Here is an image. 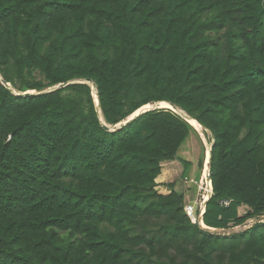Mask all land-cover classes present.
I'll list each match as a JSON object with an SVG mask.
<instances>
[{"label": "trees", "instance_id": "obj_1", "mask_svg": "<svg viewBox=\"0 0 264 264\" xmlns=\"http://www.w3.org/2000/svg\"><path fill=\"white\" fill-rule=\"evenodd\" d=\"M0 74V264H264V222L212 234L158 192L191 123L104 125L174 104L214 141L205 225L264 215V0H0Z\"/></svg>", "mask_w": 264, "mask_h": 264}, {"label": "rangeland", "instance_id": "obj_2", "mask_svg": "<svg viewBox=\"0 0 264 264\" xmlns=\"http://www.w3.org/2000/svg\"><path fill=\"white\" fill-rule=\"evenodd\" d=\"M158 107L157 103L150 104L149 108ZM212 137L210 131L204 129L202 133L198 131V134H193L190 139L186 141V143L180 148L178 155L181 158L190 162L192 167H190L189 180L184 178L185 168L186 165L180 159L176 160H167V161H174L170 163H161L162 171L161 174L157 177V182L160 183L157 187L159 193L168 194L171 192L170 187L162 185V184H174V188L179 192H187L185 193V201L186 204L189 202H193L194 200H201L203 197L202 188H204V183L206 182V171H205V159L206 153L208 148L212 146L213 142H210L209 139ZM203 160V168H200V161ZM192 168V170H191ZM197 170H201L200 179L197 180L195 175L197 174ZM208 174V173H207ZM205 179V181H204ZM197 185V194L195 195L194 192H191V186ZM249 210L247 205H242L239 208L240 215H244ZM253 219V218H252ZM238 229L245 230L247 227H237Z\"/></svg>", "mask_w": 264, "mask_h": 264}, {"label": "water", "instance_id": "obj_3", "mask_svg": "<svg viewBox=\"0 0 264 264\" xmlns=\"http://www.w3.org/2000/svg\"><path fill=\"white\" fill-rule=\"evenodd\" d=\"M0 80H1L4 84H6L9 88L12 89L10 83L6 82V81L1 77V74H0ZM79 81H80V82H85V83L90 84V85L92 86V88H93V91H94V92L96 91V96H97V98H98L97 104H98V108H99V114H101L100 99H99V96H98L97 85H96L94 82H92L91 79H87V80H79ZM71 82H76V81H71ZM69 83H70V82H69ZM67 84H68V83L60 84V85L55 86V87H52V88H50V89H48V90H55V89H58V88H60V87H62V86H66ZM48 90H47V91H48ZM36 93H37L36 91H28V92L23 93V95H33V94H36ZM94 94H95V93H94ZM94 96H95V95H94ZM169 104L172 105L173 107L177 108V106H175L174 104H172V103H169ZM157 106H158V107H155L154 109H156V108H164L163 106H161V102H157ZM175 108H174V109L171 108V109H172L173 111H175L176 113L180 114V115H181L184 119H186L189 123H191L190 119H194V118H192L191 116H189L187 113L182 114V113L177 112V111L175 110ZM151 109H153V108H149V107H147V108H142V109H141L140 111H138L135 115L128 117L127 120H125V121H123V122H121V123L115 125L114 127H111V126H109V125H107V124H104V125H105V128H106L107 130H112V131L117 130L118 128H121V127H123L124 125L130 123L133 119H135V118H136L137 116H139L141 113L146 112V111L151 110ZM191 124H192V123H191ZM200 124H201V123H200ZM192 125H193V124H192ZM201 125H202V124H201ZM202 127H203L204 129H206L203 125H202ZM206 130H207V129H206ZM197 131H198V130H197ZM213 143H214V141H213ZM213 143H212V145H213ZM211 150H212V146H211V148H210V152H211ZM210 161H211V158H210ZM209 175H210V178H212V170H211V168L209 169ZM261 222H264V215H258V216H256V217H254L253 219H249V220H247L246 222H244L243 224H241V225H239V226H237V227L242 228V227H245V226H246V227H247L246 229H249V228L253 227L255 224H258V223H261ZM198 225H199L201 228L205 229L206 231H208V232H210V233H212V234H217V235H231V234L240 233V232L244 231V230H242V229H238V228H236V227H231V228H208V227H203V226H201V224H200V220H198ZM246 229H245V230H246Z\"/></svg>", "mask_w": 264, "mask_h": 264}, {"label": "built area", "instance_id": "obj_4", "mask_svg": "<svg viewBox=\"0 0 264 264\" xmlns=\"http://www.w3.org/2000/svg\"><path fill=\"white\" fill-rule=\"evenodd\" d=\"M207 173L208 174H206L205 176L206 182L204 183V188H202L205 193H203V197L201 198V200L197 199L185 205V211L187 215L192 220V222L196 224H198V220L200 218L203 220V215L205 214V211H206L207 201L214 194L212 178H210L209 172ZM186 179L189 180V178H186ZM230 202H231L230 200H223L222 204L229 205Z\"/></svg>", "mask_w": 264, "mask_h": 264}, {"label": "bare ground", "instance_id": "obj_5", "mask_svg": "<svg viewBox=\"0 0 264 264\" xmlns=\"http://www.w3.org/2000/svg\"><path fill=\"white\" fill-rule=\"evenodd\" d=\"M95 94V98H96V101H98V98H97V96H96V91L94 92ZM150 106V104H148V105H145V106H143L142 108H147V107H149ZM161 106H163V107H167V108H172V109H174L175 107H173L172 105H170L168 102H161ZM141 108V109H142ZM141 109H139L138 111H140ZM175 110L177 111V112H179V113H182V114H185L186 112L185 111H183L181 108H179V107H177V108H175ZM138 111H136L133 115H135ZM133 115H131V116H133ZM190 121H191V123L193 124V126L198 130V131H200L201 133H202V130H204V128L202 127V125L196 120V119H190ZM210 158H211V152H210V147L208 148V150H207V153H206V161H205V171H206V174H207V172H209V169H210ZM205 174V175H206ZM199 219V218H198ZM197 219V220H198ZM200 220V224H201V226H203V227H208V228H211V227H209V226H207V225H205V223H204V221L200 218L199 219Z\"/></svg>", "mask_w": 264, "mask_h": 264}, {"label": "crops", "instance_id": "obj_6", "mask_svg": "<svg viewBox=\"0 0 264 264\" xmlns=\"http://www.w3.org/2000/svg\"><path fill=\"white\" fill-rule=\"evenodd\" d=\"M170 162H174V161H165L164 163H170ZM192 167V166H191ZM191 170H192V168H191ZM197 174L195 175V178L197 179V180H199V178H200V176H201V170H197V172H196ZM191 178V177H190ZM191 192H194V194L196 195L197 194V185H192L191 186ZM184 193V192H183ZM185 193H187V192H185Z\"/></svg>", "mask_w": 264, "mask_h": 264}]
</instances>
